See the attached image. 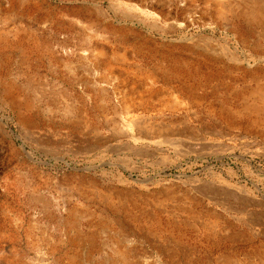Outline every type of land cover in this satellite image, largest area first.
Wrapping results in <instances>:
<instances>
[{"label":"rangeland","instance_id":"rangeland-1","mask_svg":"<svg viewBox=\"0 0 264 264\" xmlns=\"http://www.w3.org/2000/svg\"><path fill=\"white\" fill-rule=\"evenodd\" d=\"M263 89L264 0H0V264H264Z\"/></svg>","mask_w":264,"mask_h":264},{"label":"bare ground","instance_id":"bare-ground-1","mask_svg":"<svg viewBox=\"0 0 264 264\" xmlns=\"http://www.w3.org/2000/svg\"><path fill=\"white\" fill-rule=\"evenodd\" d=\"M256 1V0H255ZM133 21V20H132ZM125 22V21H124ZM249 22V21H248ZM132 24V23H131ZM123 27V26H122ZM120 33V32H119ZM122 34H121V36H122V40L123 39H125L124 38V35H126V34H128V33H130V34H132V36L134 37V39L136 40V41H138L140 44H141V46H144L145 44H146V42H148L147 40H145V39H143L141 36H137L136 35V33H133L132 32V30L130 31V30H128V28L127 29H125L124 30V32H121ZM2 34V33H1ZM127 42V41H126ZM150 43H152V42H150ZM150 45V44H149ZM263 91V96H264V89L262 90ZM258 101H260V100H258ZM261 108V107H260ZM251 111V110H250ZM252 113V112H251ZM258 115V114H257ZM261 118V117H260ZM136 126H139V123H136ZM139 128V127H138ZM128 131V130H127ZM128 134V133H127Z\"/></svg>","mask_w":264,"mask_h":264}]
</instances>
